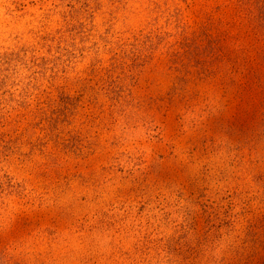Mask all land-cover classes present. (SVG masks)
<instances>
[{"label":"rangeland","instance_id":"1","mask_svg":"<svg viewBox=\"0 0 264 264\" xmlns=\"http://www.w3.org/2000/svg\"><path fill=\"white\" fill-rule=\"evenodd\" d=\"M0 264H264V0H0Z\"/></svg>","mask_w":264,"mask_h":264}]
</instances>
